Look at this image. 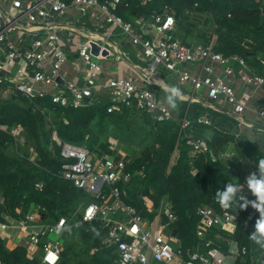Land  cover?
Instances as JSON below:
<instances>
[{
  "label": "built area",
  "instance_id": "built-area-1",
  "mask_svg": "<svg viewBox=\"0 0 264 264\" xmlns=\"http://www.w3.org/2000/svg\"><path fill=\"white\" fill-rule=\"evenodd\" d=\"M152 1L142 0L141 4L147 6ZM124 2L0 0V96L25 97L31 108L41 113L54 128L53 140L61 147L65 160L61 175L93 198L84 208L81 222L101 221L109 226L104 244L107 248H116L118 264H226L225 253L212 247V241L207 242L205 250L199 245L186 255L180 240L170 233V226L178 221V214L168 197L162 198L157 211L153 202L145 198L148 210L156 211L154 219L143 218L124 201L120 185H127L134 174L145 176V166L136 172L130 171V160L117 151V144L111 142L112 154L92 151L62 141L55 129L50 111L56 113L58 107L79 109L107 102L109 113L126 108L158 123L178 122L181 134L191 127L192 121L186 115L176 119L174 109L161 96V85H168V80H172L192 94L191 101L213 103L215 108L224 109L236 119L242 128L249 127L248 124L252 127L247 123V114L252 113L258 130L264 132V102H254L252 94L260 92L264 101V75L253 72L241 55L218 52L214 38L208 43L183 42L177 35V20L168 6L162 13L133 15L127 20L118 12ZM68 16L73 17L71 23L65 20ZM79 23L82 25L78 26ZM95 23L99 31L89 32L87 27ZM64 29L69 31V43L77 35L82 38L73 68L79 74L78 81L64 75L69 61L60 36ZM117 30L133 47L136 61L116 51L120 44L116 39ZM111 60L126 66L130 74L105 77V64ZM163 71L168 73V80ZM240 86L251 87L253 91L242 93ZM202 90L205 96L204 93L199 95ZM197 122L211 124L206 117H199ZM0 129L13 137L17 148L24 145L22 125L1 126ZM188 144L193 155L207 154L213 162L235 161L232 154L216 152L206 140L190 139ZM38 157L39 153L34 150L31 160L36 161ZM260 158L264 159V152ZM247 161L249 165L255 162L249 158ZM236 166L230 163L226 168L239 174ZM196 172L194 169L193 173ZM36 185L43 189L42 182ZM239 195L237 203L228 209L217 211L212 206L199 207L196 233L200 240L204 241L213 230L237 232L239 203H242ZM241 195L250 201L256 199L246 184L242 186ZM251 211L252 216L258 212L253 208ZM71 220L61 216L56 223H41L40 209L33 207L16 225L0 217V238L9 242L13 230L17 229L28 258H37L39 264H61L64 235L72 226ZM0 264H5L1 255ZM258 264H264V257Z\"/></svg>",
  "mask_w": 264,
  "mask_h": 264
},
{
  "label": "trees",
  "instance_id": "trees-1",
  "mask_svg": "<svg viewBox=\"0 0 264 264\" xmlns=\"http://www.w3.org/2000/svg\"><path fill=\"white\" fill-rule=\"evenodd\" d=\"M141 2L142 0H125L118 12L128 20L133 15L162 13L165 6H168L177 20V35L186 44L195 43L189 42V37L202 39L205 43L211 41L212 36L200 29L199 21L195 20L200 18L198 15H205L203 20L200 18V22L212 29L215 49L228 56L241 55L248 61L253 72L264 75V0H153L147 6H143ZM108 106L107 102H102L79 109L58 107L53 122L59 138L92 151L112 154L110 142L91 147L85 144L87 131L93 124H97L101 132L105 133L109 126L120 125L134 112L122 108L109 113ZM203 108L198 104L192 105L189 110L192 125L181 134L178 122L153 121L151 144L141 156L130 160L128 165V169L133 172L145 166L146 174H134L127 185H120L123 198L143 218L154 219L162 198L168 197L178 214V221L170 226V233L180 240L186 255L199 245L205 250L208 241H212V247L228 253L232 241L239 248L235 264H254L253 260L261 247L249 237L255 230V222L260 213L252 216L250 204L247 209L240 208L239 225L235 234L213 230L203 241L196 233L199 207L212 206L220 211L222 208L216 201V191L224 190L228 183L235 184L234 175L226 170L222 162H213L207 154H192V147L188 144L190 139L206 140L217 150L225 148L233 139L217 131L208 139L206 126L197 122ZM142 115L152 121L147 115ZM18 124L25 129L26 142L19 147H32L39 153V157L32 161L28 151L22 155L11 153L8 148L13 147L14 139L0 129V193L3 198L0 201V217L9 223H17L33 207L38 206L42 215L58 213L59 218L67 212L75 211L77 206L85 202L82 209L84 211L93 198L61 175L65 160L61 156V147L52 139V126L41 113L31 108L25 97L16 94L1 95L0 127L6 125L12 128ZM252 148L248 150L251 154L260 152L257 146ZM194 169L197 170L195 174ZM40 182L44 184L42 190L36 185ZM145 198L153 202L156 211L148 210ZM66 217L72 219L68 215ZM70 224L72 226L64 235V244L67 236L78 235L76 237L84 245L85 257L74 253L73 259L76 261L71 263L70 255L63 252L61 264H118L119 254L116 248H107L104 244L109 226L101 221L84 223L81 220L77 226L73 219ZM218 237H222L221 240ZM243 249L246 250L245 253ZM261 249L264 251V248ZM0 255L5 264H39L37 258L27 257L24 245L10 249L2 238Z\"/></svg>",
  "mask_w": 264,
  "mask_h": 264
},
{
  "label": "crops",
  "instance_id": "crops-1",
  "mask_svg": "<svg viewBox=\"0 0 264 264\" xmlns=\"http://www.w3.org/2000/svg\"><path fill=\"white\" fill-rule=\"evenodd\" d=\"M74 14H76V13H74ZM65 20H68L71 23V20H73V17L68 16V18L66 17ZM85 21H86V19H85ZM80 25H82V23L78 24V26H80ZM97 26H98V24L95 23L94 26L89 25L87 28H88L89 32L97 33L99 31L98 29H100ZM117 32H118V37L116 39L120 42V44H119V47L116 49V51L120 50L124 54L125 57L129 58L132 61H136L133 47L129 46L126 38L119 35L120 34L119 30H117ZM60 36L62 39V43H64V45L66 46L65 49L67 51L68 60H69L66 64L65 69H64V72H65L64 75L70 80L78 81L79 80V74L77 72H75L73 68H74V64L77 62V59H78V53H77L78 52V46H79V43H80L82 38L77 35L75 37L74 41L73 42L71 41V43H69V41H68L70 38L69 31L66 29H64L63 31L60 32ZM191 70L195 71V68L191 67ZM104 72H105L104 76L107 78H119V77L128 76L130 74V70L126 66H124L120 63H117L114 60L108 61L105 64ZM168 85L169 86H177L181 89V91L183 90L182 91L183 92V99H179L177 101V108L174 109V113L176 114V116H175L176 119L180 120L185 115L190 119L191 114L189 113V110L191 109L192 105H194V104H198V105L204 107L203 111L200 113L198 118L199 117H206L211 121L210 125L203 124L207 128V134L210 132L208 135V139H211V136L213 135V132H215V131L222 132V133L227 134L233 138L232 141H230L225 148H222L219 150L213 148L216 152L229 153V154L233 155L232 158H234L235 161L226 160V161H223L222 163L225 166L227 164L234 163L235 166L237 165L236 168L239 167L240 171H242V169L244 167L245 170L243 173L241 172V174L249 175L250 173H253V172L257 173V175L259 174L258 162L261 159L260 156L263 155V152H264V146H261L259 144V141H260V138L264 137V132H260L258 130V128H257L258 123H255L256 121H255V119H253L254 116L252 115V113L247 114V117H248L247 123H250L252 125V127H250V125L248 124L249 127H243L242 128V127H240L238 121L236 119L232 118L231 116H229L225 112L224 109L219 110V109L215 108V105L213 103H210L209 101H206V100L191 101L190 98H191L192 94L190 92H188L186 88L181 87L180 85L176 84L172 80L168 81ZM239 90H241L242 93H244V92L251 93L253 91V88H251V87L244 88V87L240 86ZM185 91L187 93H184ZM252 94H253V99H255L254 102H259V103L264 102L260 92H257V93L252 92ZM164 95L165 94H164V91L162 89L161 96L165 97ZM224 106H225L224 103H222V107H224ZM56 114H57V111H56ZM46 122L48 123L47 120H46ZM234 123H235V126L231 128V125H234ZM18 125H21V124H18ZM4 126H6V125H4ZM55 127H56V124H55ZM24 131H25V129H24ZM53 132H54V128H53ZM23 139L25 142L24 132H23ZM52 139H53V137H52ZM241 142L244 144L245 148H247L248 150L252 147L257 146L259 148L260 152H258L256 155L251 154L252 152L249 154L240 152L239 151L240 148L237 147V145L240 144ZM25 143H24V145H25ZM19 146H23V145L20 144ZM13 147L16 148L15 143L13 144ZM34 150L35 149H32L31 154ZM252 150H253V148H252ZM239 156H241V157H239ZM30 157H31V155H30ZM246 158H249V159H252L253 161H255L253 163V165H249L248 161L246 162ZM238 159H241V160L238 161ZM240 163L244 164V165L242 166ZM226 170H227V168H226ZM245 171H247V172L245 173ZM237 178L239 180V179H241V176L236 174V176L234 178L235 184H240L241 186H244V184H242L241 181H238ZM35 207L37 208L38 206H35ZM58 219L59 218H56L53 223H56L58 221ZM40 222L44 223V224L45 223L53 224L51 222H44L41 210H40ZM16 224H14V225H16ZM6 244H7V247L10 249H13L18 245H23V242H21V239L19 238V231L17 229L13 230L12 239L9 242L6 240ZM236 260H237V257H236V259H234V261H232L231 264H235ZM253 261H254V264L257 263L255 259ZM226 264H228V263H226Z\"/></svg>",
  "mask_w": 264,
  "mask_h": 264
},
{
  "label": "rangeland",
  "instance_id": "rangeland-1",
  "mask_svg": "<svg viewBox=\"0 0 264 264\" xmlns=\"http://www.w3.org/2000/svg\"><path fill=\"white\" fill-rule=\"evenodd\" d=\"M198 17H200L203 20L205 18V15H198ZM200 18H195L196 21H199L200 29L206 31L208 35H211L212 38L215 39L212 29L209 27H205V25H203V23L200 22ZM195 32L197 33L198 30H196ZM187 40L189 42L205 43L202 39H196L193 37H189ZM163 72L166 77V80H168L170 78L168 73L166 71H163ZM204 90H202L201 93H199V95H202V93H204V96H205ZM184 93H187V92L185 91ZM49 113L51 114L52 118H54L55 112L50 111ZM152 124H153V120L151 121L146 116L142 115V113L134 111L120 125L109 126L108 130L105 133L101 132L97 124H93L90 127V129L87 131V134H86L87 142L85 144L91 147L93 145L99 146L102 143L106 144L107 142H110L111 144L112 142L114 144H117V148H118L117 151L118 150L121 151L122 153L127 155L129 160H132L134 158L141 156L143 152L146 151V148L151 144ZM234 126H235V123L234 125H231V128ZM209 133L207 135H209ZM259 144L261 146H264V137L260 138ZM237 147L240 148L239 151L242 153H246V154L250 153L248 149L245 148L242 142L239 145H237ZM24 148H21V147L15 148V147L9 146L8 149L10 150L11 153H14L17 155H22V153H24L25 151H28L29 153H31L32 147L30 148L28 147L26 149ZM239 160L241 159H238V161ZM236 169L239 170V167ZM241 172L243 173V171H240L239 174L233 173V172L231 173L234 175V177L236 176V174L241 176V179L238 180L237 178V180L241 181V183L245 185L246 177L248 175L241 174ZM0 201H3L1 193H0ZM84 203L85 202L77 206L75 211L65 213L66 215L70 216L73 219L74 223L76 224L79 223V221L81 220L82 213H83L82 209H83ZM59 215L61 214L59 213ZM56 218H58V213L51 214V215H43L44 222H50V221L53 222V220H55ZM10 224H16V223H10ZM78 225L80 224H77V226ZM76 236L78 237V235L67 236L65 240V244H64V249H63V252H67L68 255H70V257L72 258L70 260L71 263L76 261V259H73L74 253L79 254L82 258L85 257L84 245L81 242V240H79ZM221 238L218 237V239L220 240ZM225 255H226V263L231 264L232 261L236 259V257L237 258L239 257L238 246L234 242L231 241L230 246H229V252L225 253ZM263 257H264V251L260 248L255 258L256 262L258 263Z\"/></svg>",
  "mask_w": 264,
  "mask_h": 264
},
{
  "label": "clouds",
  "instance_id": "clouds-1",
  "mask_svg": "<svg viewBox=\"0 0 264 264\" xmlns=\"http://www.w3.org/2000/svg\"><path fill=\"white\" fill-rule=\"evenodd\" d=\"M165 95L167 104L172 108H177V101L183 99V92L177 86H169L167 84L161 85ZM259 174L253 172L246 177V185L251 194L256 198L254 201L248 200L241 195L242 186L240 184L228 183L224 190H217L215 198L217 203L223 209H228L230 206L237 203V196L239 195V208L247 209L249 204L253 209L260 213L259 218L255 222V230L250 235V239L254 241L261 248H264V159L258 162Z\"/></svg>",
  "mask_w": 264,
  "mask_h": 264
},
{
  "label": "water",
  "instance_id": "water-1",
  "mask_svg": "<svg viewBox=\"0 0 264 264\" xmlns=\"http://www.w3.org/2000/svg\"><path fill=\"white\" fill-rule=\"evenodd\" d=\"M98 52V49L97 48H95V53H97Z\"/></svg>",
  "mask_w": 264,
  "mask_h": 264
}]
</instances>
